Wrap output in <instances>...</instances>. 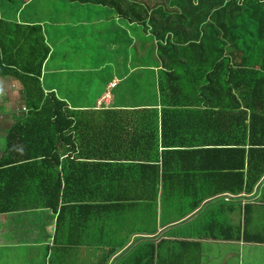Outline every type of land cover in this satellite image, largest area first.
Instances as JSON below:
<instances>
[{
	"label": "trees",
	"instance_id": "16d2710c",
	"mask_svg": "<svg viewBox=\"0 0 264 264\" xmlns=\"http://www.w3.org/2000/svg\"><path fill=\"white\" fill-rule=\"evenodd\" d=\"M58 1L114 14L152 94L71 103L41 84L54 43L2 12L0 78L18 84L20 107L0 130V213H56L50 264H79L81 245L84 264H198L202 239L264 243L215 233L226 205L212 199L256 187L264 202V0Z\"/></svg>",
	"mask_w": 264,
	"mask_h": 264
},
{
	"label": "rangeland",
	"instance_id": "374dc122",
	"mask_svg": "<svg viewBox=\"0 0 264 264\" xmlns=\"http://www.w3.org/2000/svg\"><path fill=\"white\" fill-rule=\"evenodd\" d=\"M18 2L21 3L20 0H14L8 6L11 9L16 8ZM38 3L36 1L27 4L21 15L42 12L39 15L42 29L49 35L50 40L53 35L56 40L53 45L55 50L49 61L51 68L47 71L43 67L42 70L41 84L44 88L52 87L71 103L87 106H93L95 103L97 105L99 102L103 105H131L142 101L147 94H152V80L148 79L151 77L150 72L133 67L137 64V50H133V40L127 46L120 42L122 30H119L118 26H126L113 19L114 14L106 15L107 10L102 9L96 12L80 7L71 9L70 4H63L58 0H46V5L42 6L44 10H39ZM79 10H83L80 15ZM80 17L83 20L81 24L77 21ZM71 21L75 26H72ZM69 29L71 33L66 34ZM58 30L61 32H57ZM59 66L61 69H58ZM110 79L116 80L117 85L109 90L110 95L106 98L108 103H105L102 96L107 92L106 84ZM0 102L5 112L0 116L1 130L11 122L13 111L15 113L20 107L18 84L11 78H0ZM12 223H16V226L21 224L19 220H13ZM209 248V245L202 246L203 264L217 262L224 250L216 245ZM242 254L245 263L251 255L259 257L258 251L249 255L247 252ZM28 255L29 253H23L21 248L16 247L6 252L0 251V264H3V260L8 262L7 264H29L31 262ZM26 258L27 261L24 260Z\"/></svg>",
	"mask_w": 264,
	"mask_h": 264
},
{
	"label": "crops",
	"instance_id": "0c3cea01",
	"mask_svg": "<svg viewBox=\"0 0 264 264\" xmlns=\"http://www.w3.org/2000/svg\"><path fill=\"white\" fill-rule=\"evenodd\" d=\"M13 1L14 0H0V16H2V12L4 13L9 10V12L7 11V14L9 13L8 17L12 18V16H14L17 21L22 20L24 23H38L42 29V24L39 20V15H41L42 12H32L30 14L27 13V16L21 15L23 8L29 4V2H39V10H44L42 6H45L46 4H43L42 0H20L21 3L18 2V6L11 9L8 4H11ZM77 21L83 23L82 17ZM55 23H57V19H55ZM94 23H96V21H94ZM71 24L72 26H75L72 21ZM67 25L69 28L70 23ZM42 31L46 37V40L48 41L49 35L45 30L42 29ZM57 32L61 31L58 30ZM65 33H71V29L67 30ZM61 35L63 34L61 33ZM51 41V43L56 41L54 40V35L52 36ZM50 49L51 52L55 50L52 44ZM47 89L53 88L50 87ZM258 191L259 189L255 187L252 194H239V198L236 200L231 199L233 196L227 193H221L213 197L212 199H221L226 205L224 214L226 225H224L223 231L221 228H219L215 233L221 232L224 233V235L228 234L229 232L235 233V229L238 228L240 233L247 231L248 233H259L258 235L264 236V202H261L257 199ZM208 200H211V198ZM231 205L235 206V209L232 210ZM245 205L249 206V212L246 216L243 215V206ZM202 206L203 203L200 205L199 209ZM55 217L56 213L47 208H33L0 213V251L6 252L7 250H12V248L15 247L21 248L23 253H29L28 257L29 261L31 262L29 264H50L51 258L53 259L57 257L56 254L59 247L57 242H59L58 240L61 241V237L58 239L59 234H56L55 231ZM13 220H19L21 224L16 226V223H12ZM5 236L7 237L4 238ZM204 244L209 245V249H211V245H216L224 249L220 260L217 262H210V264H264L263 242L244 241L243 239L236 240L228 238L200 240L198 264H203L201 260V252L202 246ZM88 250L89 249L82 245L76 249V260L79 264H84V262L88 261ZM256 251H258L259 257L251 255L250 258L252 259L249 258L247 263L243 261V252H247V255H249L251 252L256 253ZM24 260L27 261V258ZM5 263L7 264L8 262L3 260V264Z\"/></svg>",
	"mask_w": 264,
	"mask_h": 264
},
{
	"label": "built area",
	"instance_id": "2783aa9c",
	"mask_svg": "<svg viewBox=\"0 0 264 264\" xmlns=\"http://www.w3.org/2000/svg\"><path fill=\"white\" fill-rule=\"evenodd\" d=\"M115 85H116V80L110 79V80L107 82V84H106V90H107V92H106L105 94H103V96H102V100H103V102L108 103V102H106V98H108V96L110 95L109 90H110L111 88H113ZM100 99H101V98H100ZM99 104H101V103L99 102L97 105H99Z\"/></svg>",
	"mask_w": 264,
	"mask_h": 264
}]
</instances>
